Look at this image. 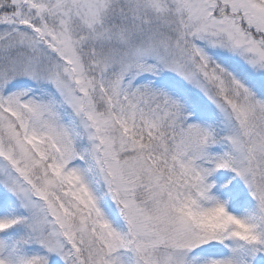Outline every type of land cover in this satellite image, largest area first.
I'll return each instance as SVG.
<instances>
[{
  "label": "snow or ice",
  "instance_id": "1",
  "mask_svg": "<svg viewBox=\"0 0 264 264\" xmlns=\"http://www.w3.org/2000/svg\"><path fill=\"white\" fill-rule=\"evenodd\" d=\"M0 264H264V0H0Z\"/></svg>",
  "mask_w": 264,
  "mask_h": 264
}]
</instances>
